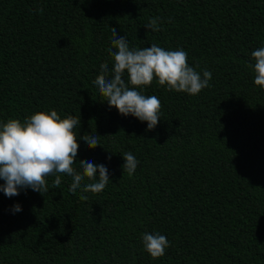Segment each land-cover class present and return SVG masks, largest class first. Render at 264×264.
I'll list each match as a JSON object with an SVG mask.
<instances>
[{
  "label": "trees",
  "instance_id": "trees-1",
  "mask_svg": "<svg viewBox=\"0 0 264 264\" xmlns=\"http://www.w3.org/2000/svg\"><path fill=\"white\" fill-rule=\"evenodd\" d=\"M154 17L157 32L145 28ZM112 28L130 49H183L210 86L190 96L153 81L154 130L121 116L93 84L113 67ZM262 46L264 0H0V122L80 117L73 168L103 164L110 180L95 195L69 192L66 175L43 194L0 192V264H264V91L248 67ZM146 233L167 237L163 257L144 251Z\"/></svg>",
  "mask_w": 264,
  "mask_h": 264
},
{
  "label": "clouds",
  "instance_id": "clouds-1",
  "mask_svg": "<svg viewBox=\"0 0 264 264\" xmlns=\"http://www.w3.org/2000/svg\"><path fill=\"white\" fill-rule=\"evenodd\" d=\"M159 19L151 18L145 28L151 32L160 31ZM111 33V47L107 52L113 60V67L109 70L107 62L101 64L100 74L93 84L109 108H115L121 116L146 122L147 131L154 130L160 121L159 98L143 94V89L153 81L169 92L190 96L198 95L210 86L212 73L203 70L201 74L190 67L188 54L183 49L165 50L157 44L130 49L126 36L118 38L115 28ZM251 58L254 64L248 67L254 72V84L264 91V46L254 50ZM77 125H80V117L62 119L56 110L37 112L23 123L17 119L0 122V180L4 181L0 184V192L8 198L18 196L21 189L43 194L48 191L47 177H55L52 187L58 189L61 176L66 175L72 179L69 192L75 194L81 189L93 195L102 193L110 182L105 165L81 161L79 172L73 168L79 149L74 131ZM100 138L88 133L80 137L89 149L99 147ZM123 160V173L132 176L139 161L131 152L124 153ZM87 198L81 197L83 200ZM21 210L19 204L13 206L14 213ZM142 242L144 251L154 260L163 257L170 246L167 237L159 233L144 234Z\"/></svg>",
  "mask_w": 264,
  "mask_h": 264
}]
</instances>
